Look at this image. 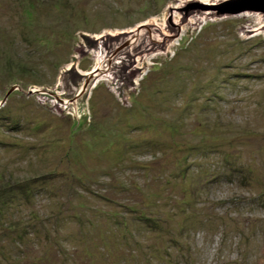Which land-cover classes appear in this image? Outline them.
<instances>
[{"label":"rangeland","instance_id":"rangeland-1","mask_svg":"<svg viewBox=\"0 0 264 264\" xmlns=\"http://www.w3.org/2000/svg\"><path fill=\"white\" fill-rule=\"evenodd\" d=\"M225 1L0 0V264H264V17Z\"/></svg>","mask_w":264,"mask_h":264},{"label":"water","instance_id":"water-1","mask_svg":"<svg viewBox=\"0 0 264 264\" xmlns=\"http://www.w3.org/2000/svg\"><path fill=\"white\" fill-rule=\"evenodd\" d=\"M228 6V10L227 11H224V9L222 8V6ZM201 7H202V4H201ZM203 7H208L207 5H205V4H203ZM218 7L219 8H222V9H219V11H216L217 13L215 14V16L216 17H220V16H233V15H236V14H240V13H253V14H261L263 17H264V0H230V1H225V2H222V3H220L219 5H218ZM190 10H188V8L187 9H182V12H185L184 14L186 15V14H188V12H189ZM184 15V16H185ZM184 23V22H183ZM176 24V23H175ZM178 25V24H177ZM150 26H152L153 27V29L155 30V32L156 33H158V32H160V34H155L154 33V35H155V37L157 36L158 38H160L159 40H160V42L162 43V45H161V47L160 48H163V46H165V44L167 43V42H171V41H173L172 39H174L173 37H177V36H179L180 35V26L181 25H178L175 29L174 28H171V32L173 33V37H172V39L170 40V38H171V36H169V35H165L164 33H162L161 32V28L162 27H160L159 25H156V24H154V23H151V25H144V26H142V27H140V28H138L137 30H140V31H142V30H144L145 28H147V30H148V28L150 27ZM176 31V32H175ZM135 35V33L134 32H123V33H121V34H118L117 35V37L119 38L120 36L121 37H127V40L126 41H128V44L127 45H124V46H122V47H120L119 49H120V51H118L119 53L118 54H121V55H126V54H128L129 55V53H130V51H123L122 49L124 48V47H126V46H129L130 44H131V46H132V44L133 43H135L136 41H137V43L139 44V45H136V47L137 46H139V48H140V45H141V42H142V40H138V36H134ZM114 36L115 35H113V36H110L109 38L110 39H114ZM163 39V40H162ZM108 40V39H107ZM154 40H155V46L156 47H158L159 45H158V43L159 42H157L156 40L157 39H155L154 38ZM134 45V44H133ZM132 47H134V46H132ZM163 50V49H162ZM151 51H152V53H156L157 52V48H152L151 49ZM150 52H148V53H146V52H144V54H149ZM152 53H150V54H152ZM129 56H131V54L129 55ZM144 55H143V52L142 51H137V52H135V54L133 55L132 54V59H131V61L128 63V64H130V63H132L133 64V66H135L136 65V58L137 57H140V58H142ZM130 67H131V65H130ZM131 68H133V67H131ZM129 70H131V69H129ZM108 71H110L109 69H106V70H104L102 73H100V75L99 76H101L103 73H107ZM122 74H123V72H122ZM87 76H89V78H91V77H96V78H99V77H97L96 76V74H93V73H91L90 75H87Z\"/></svg>","mask_w":264,"mask_h":264},{"label":"trees","instance_id":"trees-1","mask_svg":"<svg viewBox=\"0 0 264 264\" xmlns=\"http://www.w3.org/2000/svg\"><path fill=\"white\" fill-rule=\"evenodd\" d=\"M18 6H20V3H19V5ZM21 6H22V4H21ZM22 9L24 8V7H21ZM29 42H31V43H29L28 45H29V47H35V45L37 46L38 45V47H41V45H42V42H41V38L39 39L38 37H36V38H32V36L31 37H29ZM43 40V39H42ZM7 75H9V79H10V77H11V74H7ZM9 79L8 80H6L5 79V81L6 82H9ZM0 111H1V109H0ZM9 118V116L8 115H5L4 116V118L3 119H8ZM171 122V127L172 128H174V127H177V125L175 124V121L174 122H172V121H170ZM18 124L17 123H14V124H9V126L8 127H10V130H13V129H15V127L17 126ZM181 129H184L186 132H188L189 133V131L187 130V129H185L184 128V126H182L181 127ZM162 131H164V130H162ZM173 131V130H172ZM165 132H167L166 130H165ZM182 134V132L180 133V135L179 136H182L181 135ZM167 135H169L168 133H167ZM188 135V134H187ZM177 137V138H174L172 135L169 137V138H166V140H162L161 141V143H155V142H149V141H146V142H143L142 144H140V148H141V150H154V151H160V150H162V151H166V150H168L169 149V145H170V142H172L173 144H174V142H177V139H179L180 137ZM151 145L150 147H147L148 145ZM183 143H181V144H179V145H182ZM176 148H178V147H176ZM183 149V148H182ZM186 150H191V151H198L200 148H199V146L198 147H196V148H185ZM1 199H3V198H1ZM75 217H77V218H81V216H75ZM142 217V216H141ZM100 219H104L105 217H99ZM81 221H84L83 219H80L79 220V222H81ZM231 225L233 224V225H236V224H234V223H230ZM2 225V227L6 230V231H9V228H6V224H5V226H3V224H1ZM237 229H239V225H237ZM11 231H15L16 229H15V227H12L11 229H10ZM37 234H40V235H37V237H40L42 234H43V232L41 231V232H37ZM54 247H56V246H54ZM56 249H57V247H56ZM89 254H90V252H88ZM89 258H93V256H91V254H90V257ZM38 260H40V259H38ZM42 260V259H41Z\"/></svg>","mask_w":264,"mask_h":264},{"label":"bare ground","instance_id":"bare-ground-1","mask_svg":"<svg viewBox=\"0 0 264 264\" xmlns=\"http://www.w3.org/2000/svg\"><path fill=\"white\" fill-rule=\"evenodd\" d=\"M167 30V29H166ZM140 33V32H139ZM165 35H169L168 33L166 34V33H164ZM140 35V34H139ZM141 38V37H140ZM158 37L156 36V38L155 39H157ZM141 40L142 41H145V39H143V38H141ZM158 42V41H157ZM143 43V42H142ZM139 45V44H138ZM152 45V44H151ZM158 47H161V45L162 44H160V43H158ZM145 46V45H144ZM139 47V46H138ZM140 47H142V46H140ZM147 48V47H146ZM141 49V48H140ZM144 49V48H143ZM138 51V50H137ZM143 52V51H142ZM158 52V51H157ZM133 53V52H132ZM135 54V52L133 53V55ZM130 55V54H129ZM128 58H129V60H131L132 59V56H128ZM140 59V58H139ZM128 63H129V61H128ZM126 65V64H125ZM131 66H132V63L130 64ZM128 66H129V64H128ZM105 70V69H104ZM104 70H100V71H104ZM100 71H97V72H95V73H98V72H100ZM121 72H122V70H121ZM94 73V74H95ZM96 76H98L97 74H96ZM97 84V83H96ZM221 92V91H220ZM221 94V93H220ZM21 184V183H20ZM1 197V196H0ZM19 197V196H18ZM36 198V197H35ZM34 198V199H35ZM37 200V199H36ZM31 202V201H30ZM16 203V202H15ZM22 205V204H21ZM24 205V204H23ZM12 209V208H11ZM17 209V208H16ZM10 210V209H9ZM3 213V212H2ZM6 215V214H5ZM3 216V215H2ZM6 218V217H5ZM8 219V218H7ZM61 222V221H60ZM125 235H127V234H125ZM240 236V235H239ZM182 247V246H181Z\"/></svg>","mask_w":264,"mask_h":264}]
</instances>
